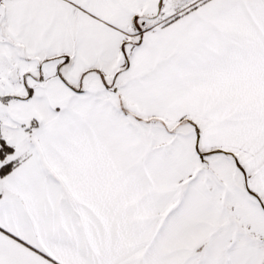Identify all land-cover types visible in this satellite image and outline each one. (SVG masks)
<instances>
[{"label":"snow or ice","instance_id":"obj_1","mask_svg":"<svg viewBox=\"0 0 264 264\" xmlns=\"http://www.w3.org/2000/svg\"><path fill=\"white\" fill-rule=\"evenodd\" d=\"M0 264H264V0H0Z\"/></svg>","mask_w":264,"mask_h":264}]
</instances>
